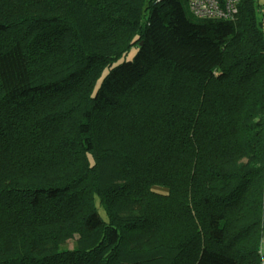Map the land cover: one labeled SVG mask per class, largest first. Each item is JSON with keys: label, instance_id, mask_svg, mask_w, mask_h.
Segmentation results:
<instances>
[{"label": "trees", "instance_id": "16d2710c", "mask_svg": "<svg viewBox=\"0 0 264 264\" xmlns=\"http://www.w3.org/2000/svg\"><path fill=\"white\" fill-rule=\"evenodd\" d=\"M189 2L0 0V264H261L264 4Z\"/></svg>", "mask_w": 264, "mask_h": 264}, {"label": "built area", "instance_id": "2783aa9c", "mask_svg": "<svg viewBox=\"0 0 264 264\" xmlns=\"http://www.w3.org/2000/svg\"><path fill=\"white\" fill-rule=\"evenodd\" d=\"M241 0H190L189 8L193 16L207 19H234L239 13ZM261 264H264V237L259 249Z\"/></svg>", "mask_w": 264, "mask_h": 264}, {"label": "rangeland", "instance_id": "374dc122", "mask_svg": "<svg viewBox=\"0 0 264 264\" xmlns=\"http://www.w3.org/2000/svg\"><path fill=\"white\" fill-rule=\"evenodd\" d=\"M259 2L262 3V4H264V0H259ZM133 54H134V51H132L129 56L131 57V56H133ZM154 189H156L158 191H161V192L165 191V189L164 188H161V187H154ZM263 233H264V220H263ZM263 237H264V234L262 235L261 239ZM76 243L77 242L75 240H70V241H67L65 243V246L64 247H66V248H73V247H75ZM139 246L140 245H135V246H133V248L134 249L140 248ZM166 263H169V260H166Z\"/></svg>", "mask_w": 264, "mask_h": 264}]
</instances>
